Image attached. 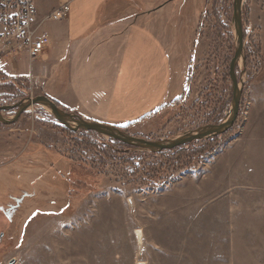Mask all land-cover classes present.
Here are the masks:
<instances>
[{
  "label": "rangeland",
  "instance_id": "374dc122",
  "mask_svg": "<svg viewBox=\"0 0 264 264\" xmlns=\"http://www.w3.org/2000/svg\"><path fill=\"white\" fill-rule=\"evenodd\" d=\"M240 9L238 115L221 135L192 143L201 157L178 166L174 149L70 129L45 103L0 110V264H223L211 255L228 254L229 202L246 201L251 213L260 201L227 192L264 191V0H242ZM236 47L233 0H205L186 88L154 133L111 127L170 142L222 123L233 109ZM40 95L29 81L0 80V106ZM58 108L71 127L81 120ZM250 233L257 249L259 231Z\"/></svg>",
  "mask_w": 264,
  "mask_h": 264
},
{
  "label": "crops",
  "instance_id": "0c3cea01",
  "mask_svg": "<svg viewBox=\"0 0 264 264\" xmlns=\"http://www.w3.org/2000/svg\"><path fill=\"white\" fill-rule=\"evenodd\" d=\"M65 2L70 5L66 18L45 19ZM204 2L36 0L38 29L49 43L34 60L25 54L1 56L0 80L29 81L83 120L125 128L134 135L154 133L155 120L186 88ZM227 194L260 201L253 203L256 210L251 213L245 208L248 202H229L235 209L229 218L236 220L227 226L232 231L230 248L227 256L212 253L211 260L264 264V191ZM252 228L259 231L257 249Z\"/></svg>",
  "mask_w": 264,
  "mask_h": 264
},
{
  "label": "water",
  "instance_id": "95a60500",
  "mask_svg": "<svg viewBox=\"0 0 264 264\" xmlns=\"http://www.w3.org/2000/svg\"><path fill=\"white\" fill-rule=\"evenodd\" d=\"M241 1L242 0H233V21H234L235 34L237 38V47L229 63V72H230L231 83H232L233 109L226 120H224L222 123L214 126L211 129L199 131V132H193L191 134L185 135L179 139H176L170 142H155V141L142 139L139 137L126 136L109 125L92 122V121H86L83 119L78 120L77 125L75 127H71L68 124V121H66V119L64 118V115L62 114V112H60L55 102L43 95L37 96L35 98H29L28 103L26 104L20 103L18 105L0 106V110L18 108V112H21L37 103H45L49 106V108L54 113V115L58 118V120L64 126L70 129L78 130L80 128H85V129L109 136L115 140L131 145L133 147L141 148L145 150H158V151L171 150L178 146L190 143L192 141H196V140L204 139V138H207L213 135H217L223 132L224 130H226L228 127H230L233 124V122L237 118L238 111H239L240 93H239V87H238V82H237L236 73H235V65L241 56L242 48H243V31H242V23L240 19Z\"/></svg>",
  "mask_w": 264,
  "mask_h": 264
},
{
  "label": "built area",
  "instance_id": "2783aa9c",
  "mask_svg": "<svg viewBox=\"0 0 264 264\" xmlns=\"http://www.w3.org/2000/svg\"><path fill=\"white\" fill-rule=\"evenodd\" d=\"M69 11V2H65L45 19L62 20ZM48 43V36L38 29L36 0H0V57L25 54L34 60Z\"/></svg>",
  "mask_w": 264,
  "mask_h": 264
},
{
  "label": "trees",
  "instance_id": "16d2710c",
  "mask_svg": "<svg viewBox=\"0 0 264 264\" xmlns=\"http://www.w3.org/2000/svg\"><path fill=\"white\" fill-rule=\"evenodd\" d=\"M221 134H222V132L217 134V136L221 135ZM194 142H196V141H192L190 143H187V144H184V145H181V146L174 148L173 153L169 154V155H171V158L174 159V160H172L173 164H178V166H179L180 164H182L183 158H187L189 160V159H191V158L193 159L197 156L201 157L202 155H204L206 153V152H197V150H195V148H194V145H192V143H194ZM201 149L202 148H200L198 150H201Z\"/></svg>",
  "mask_w": 264,
  "mask_h": 264
}]
</instances>
